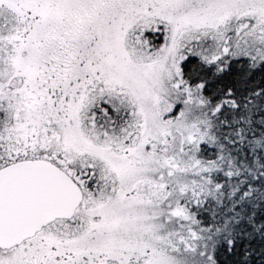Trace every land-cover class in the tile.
Here are the masks:
<instances>
[{
  "label": "snow or ice",
  "instance_id": "6c2138e0",
  "mask_svg": "<svg viewBox=\"0 0 264 264\" xmlns=\"http://www.w3.org/2000/svg\"><path fill=\"white\" fill-rule=\"evenodd\" d=\"M0 264H264V0H0Z\"/></svg>",
  "mask_w": 264,
  "mask_h": 264
}]
</instances>
